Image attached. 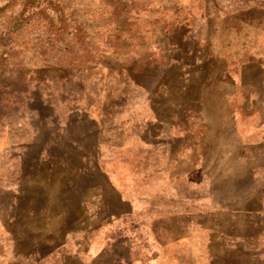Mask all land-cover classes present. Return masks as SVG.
<instances>
[{"label":"rangeland","instance_id":"rangeland-1","mask_svg":"<svg viewBox=\"0 0 264 264\" xmlns=\"http://www.w3.org/2000/svg\"><path fill=\"white\" fill-rule=\"evenodd\" d=\"M31 62L39 66L37 77L45 75L46 68L51 72L58 92L63 89L72 98L83 93L87 99L100 101V109L97 112L96 107L95 113L102 119V135L107 136L108 141L118 139L120 146L126 137L125 134L116 137L118 125L130 115L136 120L141 117L139 115L147 114L149 106L159 116L177 111L215 115L235 112L241 105L244 92L247 97L259 92L264 94L260 86L253 85L257 72L241 75V67L246 65L255 67V70L263 68L262 81L264 78V0H0V69L6 68L0 70V84L18 87L15 69L24 70ZM232 78L237 81L236 87L226 80ZM241 80L255 89L243 91ZM213 85L218 89L209 88ZM233 91L235 96L230 104L222 94L233 96ZM2 98L4 91L0 90ZM5 99L0 100L1 119L18 115L23 110L19 101L14 107L5 104ZM126 103H137L139 113L131 112ZM144 103L149 104L143 106ZM74 117L68 125L66 144L69 150L65 155L71 161L81 156L82 151H90L87 155L98 152L91 149L98 126L91 120L77 119L75 114ZM122 127H125L124 122ZM133 140L140 147L138 152L129 153L122 147L110 159L115 158L118 164L119 182L123 186L120 188L135 198V214L133 206L116 201L117 212L126 217L115 223L111 219L103 220V224L111 222L113 225L106 234L104 243L108 245L103 248L101 257L116 259V264H125L127 258H133L135 263L156 258V251L152 253L147 246L144 250L142 222L146 220L149 226L161 229L164 224H177L178 217H171L168 223L153 210L152 205L158 203L159 191L165 209L172 213L180 209L182 202L172 195L178 187H165L151 178L193 177L192 164L202 158L213 164L215 208L222 203L227 209H241V201L237 198L241 195V167L234 160L236 154L231 153L238 149L234 146L238 138L232 133L223 139L217 138L216 134L209 135L207 140L214 143V153L208 155L198 154V149L191 146L186 148L190 153H182L179 151L182 148L178 147L175 155L180 159L181 167L175 170L159 169L158 164L165 165L164 155L142 153V140ZM219 142H223L224 152H221L222 147L218 148ZM143 144L145 149L149 147L146 141ZM21 160L28 161L29 156ZM127 162L137 169V177L128 186ZM149 163V170L143 168ZM131 173L129 170V176ZM183 188L185 193L192 189L188 183ZM25 189L29 190V186ZM168 189L170 194L165 196ZM89 191L93 193L90 187ZM5 193L7 199L0 190V210L9 217L10 228H13L17 215L21 214L20 219L24 215L20 209L47 207L50 216L58 212L53 203L49 206L41 202L14 203L10 196L14 193L13 187ZM116 202L113 196L109 197L111 209ZM94 204L87 203V207L93 209ZM84 205L68 203L66 213L69 217L60 221L67 223L70 229L85 226L88 230V219L82 225L77 213ZM165 209H162L163 213L167 212ZM26 220H21V227H25ZM47 220L52 217L39 219V223L44 224ZM193 220L197 221L196 218ZM213 224L215 228L222 226L216 218ZM153 236L157 239L156 233ZM160 236L179 243V254L181 250V256L186 255V249L181 245L185 235L181 232L171 231ZM214 254L218 255L214 264L238 262L231 250L215 247Z\"/></svg>","mask_w":264,"mask_h":264},{"label":"crops","instance_id":"crops-1","mask_svg":"<svg viewBox=\"0 0 264 264\" xmlns=\"http://www.w3.org/2000/svg\"><path fill=\"white\" fill-rule=\"evenodd\" d=\"M243 10L244 8L241 12ZM27 66L24 70L15 69L19 79L16 83L18 87L8 83L0 84V90L4 91L1 101L7 98L5 104L17 107L19 101L23 106L18 115L13 114L14 116L7 119L0 118V123H3L0 127V190L7 199L5 191L13 187L14 193L10 196L14 203L41 202L46 203L45 206L53 203L58 212L50 216V209L47 207L25 211L20 209L24 215L21 219V214L17 215L13 228H10L9 217L4 216L0 210V264H116V259H106L100 254L108 245L104 242L107 240L106 234L112 229V223L126 217L125 214L123 216L117 212L116 201L124 206H133L135 214V198L128 196L127 191L124 193L123 188H120L123 186L119 182L118 164L115 163V158L110 159L112 154L115 155L122 147L129 153L138 152L140 147H137L133 140L136 138L137 141L142 140V153L164 155L165 165L158 164L159 169L175 170L176 167H181V161L175 155L178 147L182 148L179 150L182 153H190L186 148L191 146L198 149V154L208 155L214 153V143L207 140L209 135L216 134L217 138L223 139L230 133L238 138L235 145L233 144L238 149H233L231 153L236 154L234 160L241 167V195L237 196L241 201V209H227L228 207L220 202V206L217 204L215 208L213 164L202 160L204 158L192 164L193 177H152L151 180H156L159 185L178 187L172 195L179 203L182 202L180 209L173 213L168 208L165 209L160 191L157 205H152L153 210L157 211L165 222L169 223L171 217H178L177 224H164L161 229L149 226V222L143 220L144 250L147 246V250L152 253L156 251V258L152 261L149 258L141 259V263L127 258L125 264H214V259L218 257L214 254L215 247L231 250L238 259L236 264H264L263 93L259 92L250 97H247L245 92L242 93L241 105L236 107L233 113L208 115L177 111L159 116L149 106L146 108L147 114L139 115L141 117L136 120L131 119L130 115L118 125L116 137H123V134L126 137L124 143L119 146L118 139L108 141L107 136L102 135V119L95 113L96 107L97 112L100 109V101L87 99L82 92V96L73 98L63 89L58 92L54 77L47 68L45 75L37 77L36 69L39 66L34 62ZM245 66L241 67V75L257 72L253 85L260 86L264 91V78L263 81L261 79L263 68L257 67L255 70V67ZM0 70L5 71L6 68ZM226 80L232 85L237 82L234 78ZM209 88L218 89L217 85ZM241 89L245 91L255 88L241 80ZM232 93L233 96L229 93L222 94L230 104L235 91ZM18 97L20 99L17 100ZM91 101L94 103H90ZM196 103L200 104V101ZM146 104L149 103L142 105ZM137 106V103H126V108L129 107L131 112L136 114L139 113ZM74 114L77 119L91 120L98 126L93 136L95 141L91 146V149H97L98 152L87 155L90 151H82L81 156H76L71 161L65 155L69 150L66 144L69 136L68 125L72 118H75ZM144 141L149 145L146 149L143 147ZM223 142L218 143V148L222 147L221 152L225 151ZM25 156H29L28 161L21 160ZM149 165L150 163L143 168L149 170ZM126 166L132 171L129 176V170H126V177L132 181L126 182L128 186L137 177V169L130 162H127ZM185 183L192 187L190 193H185ZM27 186L29 190L25 189ZM89 187L93 191L91 194ZM169 194L168 189L164 195ZM111 196L116 202L113 209L109 203ZM70 202L85 203L77 213L80 214L78 217L82 225L85 224L86 218L88 219V230L85 226L70 229L67 223L60 221L69 217L66 205ZM87 203H95L96 206L90 209ZM162 209L167 212L163 213ZM48 216L52 217V220L44 221V224L41 220L39 223V219H48ZM194 218L197 221H194ZM214 218L221 223V227H214ZM22 219H27L25 227H21ZM104 219H111L112 223L103 224ZM93 222L98 225H92ZM18 226L21 229L17 230ZM171 231L185 235L181 242L183 249H186L184 257L181 256V250L180 254L178 252L179 243L175 244L160 236ZM154 233L157 234V239L153 236Z\"/></svg>","mask_w":264,"mask_h":264}]
</instances>
